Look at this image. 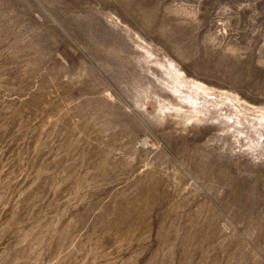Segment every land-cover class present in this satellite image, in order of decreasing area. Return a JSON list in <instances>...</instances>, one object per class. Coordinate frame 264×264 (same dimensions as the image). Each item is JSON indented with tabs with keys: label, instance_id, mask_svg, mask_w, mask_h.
Instances as JSON below:
<instances>
[{
	"label": "rangeland",
	"instance_id": "374dc122",
	"mask_svg": "<svg viewBox=\"0 0 264 264\" xmlns=\"http://www.w3.org/2000/svg\"><path fill=\"white\" fill-rule=\"evenodd\" d=\"M0 264H264V0H0Z\"/></svg>",
	"mask_w": 264,
	"mask_h": 264
}]
</instances>
